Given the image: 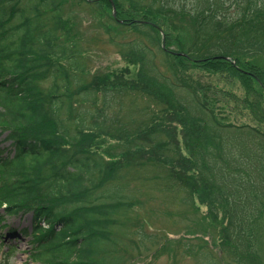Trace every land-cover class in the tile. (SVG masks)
Segmentation results:
<instances>
[{"label": "trees", "instance_id": "obj_1", "mask_svg": "<svg viewBox=\"0 0 264 264\" xmlns=\"http://www.w3.org/2000/svg\"><path fill=\"white\" fill-rule=\"evenodd\" d=\"M85 1L113 11L112 0ZM127 1H114L121 18L112 15L111 21L131 22L134 35L112 41L138 60L144 85L87 77L80 40L67 28L69 0H0V137L6 133L2 139L10 141L0 142V246L7 257L26 240L27 264L127 263L123 230L141 200L126 189L132 156L112 161L101 149L107 138L152 145L133 166L160 171L155 178L164 189L184 187L191 199L198 195L208 202L226 220L224 241L241 254L255 253L264 219V65L258 61L264 41L248 34L264 27V0H206L195 13L175 0ZM230 3L234 17L227 14ZM183 14L193 25L186 55L163 46V35L166 43L177 41L170 27ZM175 59L187 68L189 59L199 65L200 77H181ZM202 70L214 71L217 81L205 80ZM235 80L243 91L233 88ZM209 93L226 105L233 101L238 109L230 106L231 112L249 110L252 122L228 121L208 102ZM116 94L130 95L132 106L141 94L146 109L154 111L151 120L133 128L112 116ZM173 114L186 117L184 145L205 195L197 179L192 184L175 170L148 166L159 165V158L183 159L175 129L152 125ZM144 137L151 142H142ZM158 141L162 148L153 146ZM28 214L30 225L24 223Z\"/></svg>", "mask_w": 264, "mask_h": 264}, {"label": "rangeland", "instance_id": "obj_2", "mask_svg": "<svg viewBox=\"0 0 264 264\" xmlns=\"http://www.w3.org/2000/svg\"><path fill=\"white\" fill-rule=\"evenodd\" d=\"M114 1L112 0V11L107 4H105L107 8H99L85 0H69L66 10L67 28L72 29L73 35L80 40V52L87 62L85 74L88 78L98 77L101 81L107 80L109 83H117L124 80L126 82L132 80L135 83H142L138 60L123 55L119 47L112 41L120 37L129 39L135 32L131 22L130 24H124L118 23L117 20L111 21L112 15L115 19L121 18H116L118 14ZM148 1L142 0V2ZM175 1L179 4L185 3L187 11L190 9V13H195L197 9L206 7L207 4L206 0ZM232 1L228 0V2ZM124 2L128 4L127 0H124ZM231 6H228L227 14L234 17L237 12L233 4ZM114 7L116 8V16ZM124 17L131 16L125 11ZM172 25L170 27L171 31L174 32L176 39H178L177 41L168 42V44L166 43L165 35H163V46L168 51L176 53L179 49V51H183L182 53H186L184 50H187L193 40L192 20L188 14H183L173 19ZM162 26L164 27L165 25ZM165 28L167 27L165 26ZM248 29L250 30V28ZM248 35L252 36L256 41L259 39L264 41V27H256ZM112 36L115 37L112 38ZM261 55L262 57L258 61L259 64L264 65V54ZM174 61L176 68L180 70L179 75L181 77L184 75L186 78L191 76L200 77V72L198 71L200 67L198 69L195 67L199 65H196L190 59L188 60L191 62H189V65H192V67L188 68L184 65V60L175 59ZM208 73L202 70L205 80L215 74L212 70L210 72L212 75H208ZM236 75L240 81L241 76L239 74ZM227 78L229 80V77ZM211 79L216 80V76L211 77ZM224 80L227 79L224 78ZM225 85L226 82H219V87ZM254 86L257 88V85L254 84ZM233 88L238 92L244 90L237 82ZM209 94L211 96L208 97V102L215 105L218 110H222V114L228 121L252 122L249 110H243L244 114L235 110L231 112L230 106H235L234 108L238 109V106L233 101L230 105H226L224 98L220 97L219 94ZM258 94L260 95V93ZM261 97L264 99V95H261ZM111 100V115L128 122L130 127H143L152 118L154 111L146 109L147 103L141 99V94L135 99V103H138L135 106H132L133 104L130 102L132 100L130 95L116 94ZM152 104L153 102L151 101V108H153ZM172 117V120L169 121L165 119L166 117L159 118L158 121L152 122V125L157 123L161 124L159 127H163V123L175 129L173 135L175 136L179 154H181L183 159H180L177 163H171L159 158V165L151 164L148 166H161L160 168L165 169L166 172L171 169L175 170L180 174H184L192 184H195L197 179L198 185L203 189L202 194L205 195L208 190L207 188L204 189V182L192 168L191 158L184 145L181 122L186 117L177 114H173ZM5 135L6 133L1 135L0 142L1 145L7 146L10 141L2 139ZM106 140L105 144H102L101 149L112 161L125 160L126 157L132 156L134 161L131 162L132 170L130 172L131 175L129 174L128 177L130 182H127L128 186L126 189L141 200L130 212L129 218L126 219L127 225L123 230L122 239L126 248L125 255L128 254L126 264H264V219H262L263 224H261L260 228L259 243L257 247L252 248L255 253L249 251L250 253L241 254L230 242L224 241V237L227 234L226 220L223 214L211 212L208 208V202L200 201L198 195L197 197L192 195L195 199L193 197L191 199L189 190L184 187L182 190L164 189L161 179L155 178L157 174H160V171L133 166L138 158L151 153L152 145H141L136 141L127 142L126 139L119 141L114 138H107ZM141 141L146 144L151 142L145 137ZM160 144L161 142L159 141L158 143L153 142V146L157 148H162ZM125 155L126 157H124ZM144 159L146 160V157ZM172 172L174 173V171ZM12 220L14 218L8 217L6 221L11 222ZM2 223L4 224V222ZM24 223L26 225L31 224V214L26 216ZM139 224H143V226L140 227ZM140 228L144 229H142L144 232L142 235L138 233ZM26 242V240H23L20 243L21 249L16 253H11L9 257L2 253L3 250L0 246V264H27L30 252L29 245ZM30 264H34V262H30Z\"/></svg>", "mask_w": 264, "mask_h": 264}, {"label": "water", "instance_id": "obj_3", "mask_svg": "<svg viewBox=\"0 0 264 264\" xmlns=\"http://www.w3.org/2000/svg\"><path fill=\"white\" fill-rule=\"evenodd\" d=\"M114 14L116 16V8L114 7ZM165 45V44H164ZM176 53H179V54H185V53H182V52H176Z\"/></svg>", "mask_w": 264, "mask_h": 264}]
</instances>
